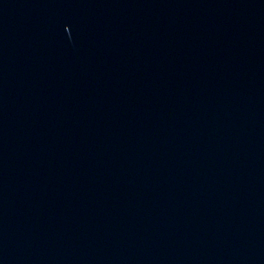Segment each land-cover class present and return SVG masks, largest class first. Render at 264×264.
I'll return each instance as SVG.
<instances>
[{"label": "water", "instance_id": "water-1", "mask_svg": "<svg viewBox=\"0 0 264 264\" xmlns=\"http://www.w3.org/2000/svg\"><path fill=\"white\" fill-rule=\"evenodd\" d=\"M0 264H264V0H0Z\"/></svg>", "mask_w": 264, "mask_h": 264}]
</instances>
